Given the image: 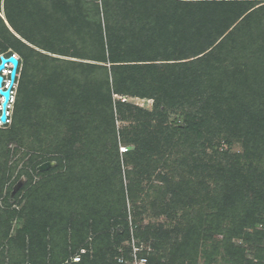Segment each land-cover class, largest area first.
<instances>
[{"label":"trees","instance_id":"16d2710c","mask_svg":"<svg viewBox=\"0 0 264 264\" xmlns=\"http://www.w3.org/2000/svg\"><path fill=\"white\" fill-rule=\"evenodd\" d=\"M8 48L20 56L18 90L0 169L8 144L16 152L30 139L31 162L56 165L34 185L24 172L35 210L0 264H106L111 250L114 264L131 238L151 248L149 264H264V3L0 0ZM124 90L153 108L114 111ZM116 114L131 132L116 129ZM240 139L243 154H231ZM158 165L159 184L144 186Z\"/></svg>","mask_w":264,"mask_h":264},{"label":"rangeland","instance_id":"374dc122","mask_svg":"<svg viewBox=\"0 0 264 264\" xmlns=\"http://www.w3.org/2000/svg\"><path fill=\"white\" fill-rule=\"evenodd\" d=\"M258 3H264V0H258ZM2 14V11H1ZM15 53L17 55L18 58H20L19 54L17 52H15V50L8 48L6 49V51L4 53H0V56H4L6 57L7 55ZM18 79H19V75H18ZM18 90V81L16 82V84L13 87V102L11 104V108L9 111V121L6 124H3L0 126V130L4 129L5 125H10L11 124V119H12V112H13V107H14V97L16 96ZM250 93V92H249ZM247 93V95L249 94ZM112 100H113V109L115 111L116 106L118 105H127L131 108H140V109H147L150 110L153 108L154 106V100L148 97H140L137 96L135 94H129L128 92H124L121 91L120 94H114L112 95ZM242 106V105H241ZM131 110H128V112H130ZM177 116L176 114H170L169 117V121L172 122V119H176ZM179 119V118H177ZM256 119L257 121H259L258 118H255V116L253 118L250 119V123L248 126H246L247 128L251 127V129H253V120ZM181 120V119H180ZM255 121V120H254ZM115 125H116V129L120 131L123 129H126V131H130L132 130V127L134 128V124L135 122L131 121L130 118L121 120L118 115L116 114L115 116ZM221 139V143H220V147H219V151L221 150H225L227 147L226 142L224 143V141L222 139V137H219ZM30 140H26L24 142V145L15 152L16 149V145L14 143L12 144H8V148L10 149L9 155H7L6 158H1V160L5 163L2 164L1 169H0V252H3V256L5 258V263H8L7 257L9 256V251L11 250L9 249V240L14 239L16 242V235L22 230V228H24L25 224L28 222V217L27 214H29L30 216V209L32 212H34V208L30 206V209L28 207V192L30 190L31 185L37 183L40 179H42L43 177L39 174L45 173L48 170L52 169L55 167L56 163L53 161H41V159H37L33 160L31 162V154H34L35 150L38 149L39 145H37V143L34 144V146L31 145L30 147ZM232 150L230 151L231 154H238L241 155L243 154L244 150L242 149V140H232ZM134 144L131 143L130 141L127 142H120L119 146H118V151H119V155L120 158H122L123 154L126 151L132 150L134 148L133 146ZM34 150V152H33ZM24 152V154H23ZM206 156L209 154L211 155L212 152L211 150H209L208 148L206 149ZM38 155V153H36ZM125 160V158H124ZM203 161L206 160V158L204 157L202 159ZM35 166V170L32 169V167ZM161 165H158L155 170L151 171V176H150V180L148 179V177L146 176H142V179H144L143 181V185L146 186V183L149 181H153V183L155 184H159V182L156 180V175L159 173H164L166 172L165 170H163L161 167ZM13 167V168H12ZM12 168V169H11ZM123 170L128 169L125 165V163L123 162ZM122 170V171H123ZM28 172V174L31 176L30 179V184H28V180L27 177L25 175L24 172ZM37 173V174H36ZM124 173V171H123ZM124 183L125 182V178H124ZM28 184V185H27ZM172 189V188H171ZM45 198H48L45 197ZM33 202V201H32ZM47 202V205H52L51 202ZM126 206H127V211H130V208L132 209V205L128 203V201L126 202ZM35 206V204L33 205ZM50 207V206H49ZM131 212V211H130ZM143 219L147 220L146 216H143ZM162 220H165V217H160L159 218V222H161ZM127 222L128 224L130 222H133V218L131 216V214L129 216H127ZM121 229V227H120ZM114 230V228H111V232ZM234 242L236 243L237 246H241L244 249L248 250L247 257L248 258H252L253 256V248H251L252 246H249L248 243L246 242H242L239 239H235ZM18 242L14 243L15 247L13 248L14 250L17 248L16 244ZM150 243V241L148 242V244ZM143 245L146 248V253H152L151 248L146 245L143 244V242L140 244ZM251 245V244H250ZM264 242H262V244H260V246H263ZM118 248V243L115 244V246L112 248L113 251L117 250ZM112 251V250H111ZM108 252L105 256V263L106 264H110L111 263V259H112V253ZM250 251V252H249ZM84 254V250H79L77 251L74 255H72V261L74 260L73 258L79 257L80 255L78 254ZM115 258V257H114ZM69 261V258H68ZM215 263L214 264H233L232 262H230L228 257L222 258L220 256H216L214 259Z\"/></svg>","mask_w":264,"mask_h":264},{"label":"built area","instance_id":"2783aa9c","mask_svg":"<svg viewBox=\"0 0 264 264\" xmlns=\"http://www.w3.org/2000/svg\"><path fill=\"white\" fill-rule=\"evenodd\" d=\"M11 56L18 59L16 54H11ZM1 57V56H0ZM4 57V56H3ZM10 64H6L4 70L0 73V75L3 78L2 81V88L4 89L6 87V83L8 82V76L10 73ZM14 87V86H13ZM13 90V88H12ZM2 101V97L0 96V103ZM13 102V92H11V99L9 101L8 108L10 110L11 104ZM9 117V112L7 110V118ZM8 122V120H7ZM3 125L0 122V126ZM126 250L118 249L119 256L115 258L114 264H149L147 254H146V248H144L143 245H138L137 241L134 238H131L129 242L125 244ZM74 262H77L79 259L77 257L73 258Z\"/></svg>","mask_w":264,"mask_h":264},{"label":"water","instance_id":"95a60500","mask_svg":"<svg viewBox=\"0 0 264 264\" xmlns=\"http://www.w3.org/2000/svg\"><path fill=\"white\" fill-rule=\"evenodd\" d=\"M6 64H10L11 69L9 73L8 84L6 85L4 89L1 87L3 78L0 75V96L2 97V101L0 103V122L2 124L7 123V110H8L9 101L11 99L12 88L15 83L16 71L18 68V59L13 56H9V57L1 56L0 57V73L4 70Z\"/></svg>","mask_w":264,"mask_h":264},{"label":"bare ground","instance_id":"6f19581e","mask_svg":"<svg viewBox=\"0 0 264 264\" xmlns=\"http://www.w3.org/2000/svg\"><path fill=\"white\" fill-rule=\"evenodd\" d=\"M10 69H11V67H10ZM8 80H9V76H8ZM6 84H8V82Z\"/></svg>","mask_w":264,"mask_h":264}]
</instances>
